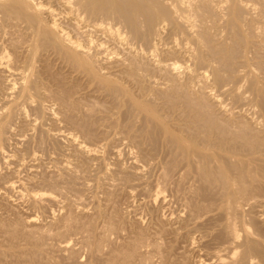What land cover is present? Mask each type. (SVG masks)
<instances>
[{"label": "rangeland", "instance_id": "1", "mask_svg": "<svg viewBox=\"0 0 264 264\" xmlns=\"http://www.w3.org/2000/svg\"><path fill=\"white\" fill-rule=\"evenodd\" d=\"M127 1H125L126 3L123 2L124 4L123 5L121 4V5L122 6L126 5L125 7H127V3H129ZM245 2L248 5H246ZM245 2L244 0L243 2H241L242 6H240L241 4H238L237 5L238 7L236 6L235 9L236 8H239V9H236L237 12H235L234 10L235 13H233L236 15L235 16L230 15L229 18H226L224 16L222 17L223 13L221 11L219 12L220 9H218L217 7L214 8L213 5H206V6L202 5L201 9L204 7L203 10L205 9V7L208 6L209 8L210 6L209 8L210 10L207 8H206L207 10H204V12L207 11L208 13L205 12V15L203 14L204 18L209 20V23L206 22L208 21L206 20L205 21L206 26H205L204 24L205 22H203L204 18L202 14H201L202 16L201 19L204 25H202L201 28H200L201 21L200 20L195 21L196 18L193 19V21H195L197 25H200L198 26L200 30L203 29L204 32H206L204 33V35L202 34V36H204V39L206 40H204L203 37L201 38L199 37L200 39L197 38L199 40L198 42L199 46H200V42H203V40L207 41V43L205 42L201 43V44H204L199 47L202 49V51L198 49L197 42L195 43L196 38L193 35L191 36H193L195 39L193 37L190 38L191 36L188 34L189 32L185 33L186 30L184 32V35L183 34L179 35L180 32L179 33L169 32L171 31L170 30L171 28L172 30H174L173 29L174 27L172 26H175L174 25L175 23L171 22L173 21L171 20L172 11L169 9V7L166 4L160 3L159 5L158 3L157 5L159 6L157 5L154 6V9L158 7L155 10H152L151 7H150V10L148 9L149 7L146 8L145 12H143L144 14L146 13L145 17L142 16L144 15L142 13H137V15L136 14L131 15L130 14L131 8L129 9L130 4H128V7H127V10H129L130 12H128L127 10H124L126 8L120 5L119 7L121 8L120 9L118 8V9L122 13V15L126 17V18H123L124 25H126V23L128 22L130 23H128L129 26L128 25L124 26L122 24L124 28L122 27V25H120L119 31H121V29H125V30H122V32L124 31L122 39L123 41H125L124 43H127L126 41L130 39L128 42L132 43L131 45L134 47L135 50L136 49L139 50V51L136 50L138 51L137 53L138 56L132 55V57L134 56L133 58L136 61H133L134 59L132 60V57L130 54L125 56L128 50L126 49V45H122V44L121 45L120 44L111 45V43H108L101 50L103 51L105 49L104 53L99 50L100 54L102 53L101 55L99 54V51L98 53L96 52L97 51L96 48H95L96 51L94 52V49H93L94 46H93L91 53H90V54H94V55H91L92 59L90 57L91 59L90 61L92 62L93 60L91 64L92 65L91 68L93 70H97V71L99 70L98 74H97V71H94L98 75L97 77L98 80L97 78H94L96 76L93 75L94 74L92 73L93 70H90L91 69L90 64L88 66L90 69L87 67L89 69L88 70L86 69L85 66L74 64V62L72 63V61L70 62V60L68 59L65 60V57L63 60V58L61 57L62 55L59 56V54H56L58 55L57 57L56 55H54L57 52L54 51L53 53L52 52L53 50H49L52 48L51 45H49V47L50 46L51 47L48 48L47 47L48 45H44L43 43V45L45 46L47 50L43 48V45H42L41 47L43 50L39 49L41 47H38L37 52H35L37 54H35L33 57V54L30 51L31 49H29L30 45L32 44L31 43L32 36H30L31 38H28L29 33L30 35L32 34H31V31L28 30L29 28L27 29L28 31H26V28H25L26 24L22 23V25H20L21 23L20 24L16 23L15 20L12 21L13 19L11 17L5 20L7 21L8 23L7 24L5 21L3 22V19H5V17L3 18L4 15L1 13L2 14V17H1V14H0V18H2V20L0 19V21H2L0 23V26L2 23H3L2 25H5V26L8 25L7 26L8 28L6 27L4 28V30L7 31V35L4 41L7 40L8 42L7 41L6 42L10 44V46L13 44V42L14 44L16 43L15 45H18V46L12 45L13 48L10 47L9 51L12 49L10 52L8 51L10 55H12L14 47H16L17 49V50L16 49L14 50L19 52L17 53L14 51L13 54L15 56V54L17 53L16 54L17 57L15 56V60H14V56L12 55L10 56L11 57L10 60L12 62L14 60L13 63H18V64L20 63L19 65L21 66L23 65L22 66L23 68L21 67V70L24 69L25 72L22 71L23 73L19 75V78H21L22 76L25 78L26 76L25 78L26 80L24 79L23 81H21L23 77L21 78V80L17 78V76L7 78L9 73H7L6 71L5 72L2 71L4 75L0 73V81H2L0 82V86H1L0 96L2 95L0 97L1 99L0 108H3V110L0 109V112H1L0 118L6 115L4 119H2L4 120L3 121L4 124L6 123L5 124L6 128H4L3 130L4 132L0 134V139H1L0 147H2L0 149V184H1L0 185V188H1L0 189V264H49V263L50 264H196V263L197 264H208L210 261H211L210 264L211 263L213 264L215 262H216L215 264H217L219 263L217 256L218 255L223 256L224 255L223 253L227 254L226 247H228V249L229 247L230 248L239 247L238 251H240L241 253L243 250L244 252L242 253H245V256H247V254L248 256L251 254L256 255V251L260 252L263 250L260 244L262 242L264 243V199H263L264 198V176H263L264 168L263 166L262 167L260 166L261 164L264 165V162L262 163L264 159L256 162L258 166H256V164L254 163H253L254 164L253 167H250L251 165L248 166L249 163H247V165H242L244 167L241 169H243L244 173L250 174L251 176L250 177L246 174V175H243V177L245 176L246 179L250 177L252 180L250 178L249 179L251 181L249 179H247L249 181L245 180V178L243 179L241 175L242 172L240 171L241 174L239 176L237 175L239 178L236 180V182L233 183L234 184L233 185V184L225 182L226 177L222 178V175L220 176V174H223V176H225L226 174L224 173L219 174V172L221 171L217 169L218 167L214 163L212 164L211 162V164H208V163L205 164L206 161L203 163L202 160L204 158H202V154L198 155L197 153H195L197 155L195 157L193 155L194 152L192 149L191 150L189 149L186 151V149L182 148L180 143H178L177 140L174 139L177 136L178 137L183 136L185 139L189 137L188 140H192L191 138H195L196 137L195 135L205 136L206 134L207 136L210 135V136L216 137V135L218 134L213 135L215 134V132L218 133L219 131L222 130L221 132H219L220 133L219 136H220L222 133L226 134L224 132L225 130L227 131V134L225 137H228L227 136L228 134H230L229 137H232L234 134L233 138L239 137L240 139V137L243 138V136L245 135L244 138L241 139L242 144L244 142L247 143V139H248V144L250 142L249 144L250 146L247 145L246 143L245 145L244 144L242 145L243 147L245 146V148H247V146L249 148L253 146L254 148V145L256 148L258 147L256 145H259L258 143H260L259 141H262L261 137H263L264 135V131H263L264 111L262 110L264 105L261 104V103H264V82H263L264 80H262L264 79V48H263L264 47L263 46L264 44V34H263L264 32V29H263L264 28V0H248V2L246 0ZM244 4L246 5V7L244 6ZM249 4L251 5V7L249 6ZM243 6L245 7V9H243L244 8ZM165 7L167 10V13H166ZM211 7H213L212 11H211ZM121 9H123V11H121ZM203 10H202V13H204ZM152 11H155V12H152ZM157 11H159V13ZM217 11L221 14H219ZM212 12H215V14L217 13L220 16L218 15L215 16V14ZM125 13H127V15H125ZM149 13H150V16H147V14L149 15ZM153 13L155 15L157 14V16H155ZM138 14L140 15L138 16ZM165 15H168V17L169 15H171L170 16L171 19L166 17ZM127 16L129 17L131 16V17L129 18ZM134 16H136L137 18L139 17V20H136L137 18L134 19ZM146 16L148 17L147 18L148 20L146 19ZM158 16L160 17V19ZM161 16L163 17L165 16V18L168 19L166 20L168 22H166L164 18H162ZM209 17L211 19H209ZM238 17L240 21L242 20L241 22L239 21ZM131 18H132V21L127 20V19L131 20ZM155 18H158L161 21L164 20L163 24L158 19H156V21L153 20ZM230 18H232V20ZM248 18L249 19L253 18V19L249 20ZM9 19H12V20H9ZM150 19L152 20L151 23L149 21ZM227 19L228 21L229 20L231 21L229 22L224 21ZM134 20H135L134 24L136 26L133 24ZM254 20H255V23L256 21L257 23L261 22V25H259L260 23L258 24L259 26H257V24L255 25V23L253 22ZM137 21L138 23H136ZM249 21L253 22L251 24L253 27L249 24L250 23ZM13 22H15V24L17 25H13ZM65 22H66L65 24H67V21ZM169 22L172 26L169 24ZM158 23H160V25H158ZM245 23L246 25L248 23L250 28L248 26L244 28V26H246ZM130 24L132 25L131 27H130ZM152 24L153 25L155 24V26L151 30V27H153ZM164 24H165L164 30L161 33L162 38L160 37L161 41H155V40L152 41L155 38V35L153 34L154 35L153 36L154 38H153L151 34L156 32L159 29V27L161 25L163 26ZM253 24L257 26L256 31L248 32V31L254 30ZM24 25L25 27H23ZM133 25L135 29L132 28ZM137 26L138 28L140 27L141 28L136 29ZM167 26H170V27H168L167 29ZM220 26L226 29L221 28ZM13 27H16L17 29L15 28L14 30ZM205 28L208 30V32L206 31ZM216 28L217 30H214ZM209 29H211L210 30L211 32L209 31ZM248 29H251V30H248ZM16 30H18L17 33H14L16 32ZM129 30H131L132 32L131 31L129 32ZM133 30L134 32L136 30V32L138 33L136 32L134 33ZM0 31L2 30L0 29ZM125 31L129 32V34L127 32V35L129 37L133 35L132 36L133 38L131 37L127 39L128 36L126 37ZM222 31H225V32H222ZM9 32H11L12 34L11 37L13 36L12 40H10L11 37L7 39L8 36H10ZM12 32L15 35H13ZM19 32L21 33L20 36L22 38L18 37V35L20 34ZM201 32L203 33V31ZM24 33L28 35L27 36L25 35V37L23 38ZM173 33L175 36H173ZM258 33L263 36L259 35ZM2 34L3 32H0V37H2L1 36ZM136 34L138 35V38ZM185 34L188 35L187 38H190L191 41L185 38L187 36V35L185 36ZM206 34H208L207 35L208 37L210 36L209 39L208 37L205 38ZM178 35L181 36V38L178 37ZM78 36H75L77 40H79L80 42L86 43L84 40L86 39L85 37H82L81 35H78ZM150 36L152 38L151 41H150ZM258 36H260V38ZM15 37L18 38L19 40H17ZM27 38H28V41H27ZM94 38H95L94 41L96 44L100 42V39L101 41L103 39L101 37L100 38L98 37L99 39L97 37H94ZM29 39H31V41ZM23 40H25V42L27 43H25ZM261 40L263 41L261 42ZM22 41L25 43L24 46H23ZM134 41H135V45H134ZM9 42H11L12 44ZM170 42H175V43H172L173 44L172 46ZM17 43H20V44H17ZM26 44H29V46ZM161 44H163V47H161L162 46ZM20 45H22L23 47L20 48L21 47ZM154 45L156 46L153 48ZM25 46L27 47L25 48ZM157 47L159 48L158 50H155L156 51L155 52L153 49H157ZM185 47L193 48V49L191 48V50L187 48L188 53L191 52L190 55L192 54L190 58H187L188 53L185 54V52L187 51L185 50L186 49ZM212 47L213 49H210ZM139 48L143 50L145 53L143 51H140ZM149 48H151L153 52ZM169 48H170V52L173 51L172 53L167 51V49L169 50ZM24 49H26V51L27 50L29 51L26 52ZM106 49H108V51L111 52L112 54L109 53ZM39 50H40V53H39ZM22 52L23 54H21ZM165 52H168V54L167 53L165 54ZM192 52L196 55L193 56L194 54ZM151 53L154 54L155 57L152 56ZM173 53L175 56H173ZM42 54H45V56L43 55L42 57ZM104 54L105 55L107 54V56H104V60H103ZM109 54H110V57H109ZM202 54L206 58L205 57L203 58ZM27 55H30V57L28 56V58L27 57L25 58V56ZM49 55L51 56L49 57ZM171 55L173 56L174 60L171 57ZM161 57H164V58L161 59ZM17 58H19L18 59L19 62L16 61ZM93 58L96 59L97 61H95ZM130 58L133 64L131 63ZM191 58L193 59V61L196 59L193 65L195 70H198L199 66H200L201 71H203L202 68H204L205 73L200 72V71H196V72L204 73L205 77L208 75L206 78L205 77L202 78V75H201L200 78L194 80L191 77V73L189 72L193 71L194 73V70L192 68L193 61ZM28 59H31V60L33 59V61L29 60L33 63V66L30 64L31 62L29 63ZM42 59L45 62H42ZM55 59L56 60L58 59V60L56 61ZM160 59L161 60L164 59L165 61H161ZM167 59L169 60V62L167 61ZM204 59L205 60L207 59V60L204 61ZM46 60L47 61L49 60V61L47 62ZM116 60H118L119 62L117 61L118 63H116ZM123 60H124V63L126 62L129 63V66L130 64L132 66L133 65L137 66V67L133 66L134 69L135 68L137 69H135L133 72V70H131L133 69L132 67L127 66L128 68L127 69L124 66L125 64L121 66L123 64V62L121 61ZM148 60H149V63H148ZM211 60H212L211 63L213 64L209 63ZM60 61L62 63H59ZM98 61L101 65L98 63ZM108 61L110 62V64ZM157 61L158 62L161 61L163 63L166 62L167 64L168 63L174 64V62L176 61L175 62V64L177 65L176 70L178 72L171 71V73H169L168 71L170 70H167V69L161 70L159 67H157L158 66ZM196 61L199 63L201 62L202 65L207 64L206 62L209 61L208 63L210 66L215 65L214 70H212L213 69L212 66L210 67L207 64L208 67L205 65L204 67L202 65H198ZM25 62L26 63L28 62V63L25 64ZM134 62L137 65L134 64ZM70 63L72 64L70 65ZM117 64H120V67H117L119 66ZM27 65L29 67H26ZM30 65L34 69L32 72L30 71L32 70L30 68ZM63 65H67V66L65 67ZM78 65L80 66V68L83 67L85 70L82 69L80 71V69H77ZM95 66H97V68ZM143 66L144 68H142ZM189 67H191L192 70L191 68L189 69ZM27 68L29 69L27 70L28 72L26 73ZM185 68H188V69L186 70ZM209 68L211 70H209ZM72 69L74 70V72ZM83 70L84 71L87 70L88 74L87 72H82ZM100 70L102 73L100 72ZM125 70L130 72V75L131 73L134 75L135 71L137 70L140 76L137 74L136 75L138 77L133 76L137 80L134 79L133 77L130 78L128 76L129 73L128 72L126 73ZM142 71L144 74L142 73ZM218 71H220V74L218 73L219 75L217 74ZM29 72H31L30 73L31 76H29L28 74ZM209 72L211 73L209 74ZM167 74H169L171 77L173 76L174 79L175 77H177L176 75H180V76H178L176 78L175 83H173L174 81V79H172L173 77L169 78ZM213 74H216L218 76L217 81H221V82H215V81L213 82L214 79H211V77L212 78L214 77ZM32 75H33V79H32ZM141 75H144V76H141ZM186 76L189 80L191 77L190 82L187 79H185L187 81H184V78H186ZM219 76L221 77L219 78ZM141 77H143L142 78L143 85L141 84L139 85V83L141 82L140 80ZM155 77H157L158 79ZM4 78L6 80H4ZM8 79L10 81L12 80V83L16 84L14 89H9ZM15 79H16V82H15ZM18 79H19V82L21 81L20 83L17 82ZM93 79H95L94 82H91L93 81ZM149 79H152V82ZM166 79L167 80L169 79L167 83H166L167 81ZM170 79H172L173 81L172 80L170 81ZM178 79L180 82L178 81ZM101 80L102 82H106V83L101 84L100 82ZM160 80L164 82L162 83ZM25 81L26 83L27 81L29 82L27 83V86L26 84H24ZM33 81H37V83H39L37 86L41 88L39 89L37 86H35L37 83ZM193 81H194V84H195V81L198 83L194 85ZM22 82H23V85L26 86L27 88L29 87V84L31 82L30 86L34 85L32 86L33 89L32 87H29L31 90L29 88L28 90L29 92H32L33 94L35 93L34 95L37 97L35 96L33 97L32 93H27L28 95L30 94L32 95L27 96L26 94V97H29V98H25L24 97L25 94L23 95L22 91L20 92V90H22L21 88H23V86L21 85ZM202 82L206 83L204 84L205 86L203 85ZM152 83H153V86H152ZM161 83L165 85L163 86ZM179 83L180 84L184 83L185 86H188V89L185 88L184 85L183 87L182 85H179L180 89L176 88V85H178ZM212 83L214 85L218 84L215 89ZM49 84L51 86H49ZM109 84L111 86H109ZM168 84L170 86L173 85L174 87L171 88L170 86H168ZM206 85H208L209 87H207ZM6 86L7 88H5ZM139 86L141 87L140 90L138 88ZM155 86H158V87H155ZM202 86L205 88L203 89ZM17 87L18 88L21 87L20 89H18L19 91L17 90ZM223 87L224 89H222ZM34 88L36 91L34 90ZM153 88L156 90L160 89V91L162 89L164 90H162V92H160L159 90H158L159 92L158 91L156 92L155 90L156 92L155 93ZM181 88L183 89L185 88V89L183 90ZM199 88L200 89L202 88V91H200ZM206 88L208 89L206 90ZM212 88L214 90H212ZM229 88L231 89L230 90L231 95L228 94ZM5 89L6 90L8 89V90L5 91ZM37 89L41 91L39 92ZM218 89L219 90L222 89V91H219ZM253 89L255 92H252ZM173 90H175L174 91L175 93H173ZM209 91L212 93H210ZM215 91H217V94ZM233 91H235L236 93L235 92L232 93ZM8 92L12 94L10 95ZM19 92L20 94H22L21 96ZM37 92L39 94L43 93L44 95L42 94L41 96ZM59 92L62 94V96L61 94H59ZM147 92L150 95H148ZM205 92L208 94H206ZM219 92H221L223 95L221 93L220 95H218ZM256 92L258 93V95L256 94ZM215 94L217 97L214 96ZM8 95L11 97L8 98ZM17 95H19L20 97H18ZM209 95L211 98L208 97ZM253 95L256 96V98L258 99H256ZM16 96L19 99L22 96L23 97L20 100L17 99L18 100L17 101ZM259 96L263 100H261ZM5 97L8 99L7 102L10 103L9 105L6 104L7 102H6ZM25 99H27L26 102L24 101ZM176 99H179V100H176ZM13 100H15V102H13ZM259 100H261V102H259ZM20 101H21V104H20ZM62 101L65 105L60 103ZM215 101L216 103H219L221 107H219L220 106L219 104H215ZM136 102L140 103L142 107H145V108L148 107V109L152 107L151 108L153 110L152 112L155 111L157 113L159 111L158 112L159 115L156 114L157 118H160L161 122L165 124L166 126L169 125L171 127V124H172L173 128L172 127L170 128L168 126V129H170L171 133L172 131L173 133L174 132L175 133L171 135V133L166 134L165 130L161 131L160 130L161 128L158 126L157 122L153 120L150 116L148 117L149 114L146 115L145 110L143 112L142 108L140 109L137 105H135L134 103ZM168 102L170 105L168 104ZM258 102L261 104L262 109L260 108V106H258L260 105ZM13 103L14 105L11 106ZM146 103L149 105H147ZM29 104L30 106H28ZM20 105L23 110H21ZM8 106H9V109H8ZM153 106L156 110L153 109ZM5 107H7V109ZM12 107L15 110H13ZM72 107L73 108L75 107V108L72 109ZM219 108H222V109H219ZM11 109L14 111V114L12 111H11L12 113L10 112ZM133 109H137V111L136 110L134 111ZM170 110H171V113H169ZM184 110L186 111V114L184 113L185 112ZM226 110L228 111L230 110L229 111L230 113H228ZM15 111L18 112V115H16L17 113ZM23 112L24 113L26 112V113L24 114ZM189 112H191V114H189ZM260 112H261V116L259 115ZM7 113L9 117L11 115L12 116L9 118L7 116ZM197 113L201 115L202 117L199 116ZM142 114L146 115V117L141 116ZM175 114H177V116H175ZM228 114H230L231 118L230 116H228ZM163 115L164 116L170 115V116L169 118L164 117L166 120L165 121L163 120L164 119ZM198 116L201 117V119ZM237 116L239 118H236ZM6 117H8V119H6ZM176 117L180 118V120L178 119V122L176 121L177 120ZM182 118H183V121L184 119L185 121L187 120L186 122L188 123V126H185L187 125L185 121L184 122L181 121ZM13 119L14 121L15 120L16 121L14 122ZM169 119L170 120L172 119L171 120L172 122ZM191 119L192 121L196 123V125L192 123ZM194 119H197V120H194ZM204 119L206 120V122ZM221 119L222 121H220ZM231 119L235 120L234 122L236 123L237 130L234 127L235 123ZM5 120L7 122H5ZM145 120H149V121H145ZM150 120L151 121L153 120V121L151 122ZM203 120H204V123H203ZM154 122L156 123L157 126L154 124ZM231 122L233 123L232 125H230ZM0 123H1V119H0ZM205 123L206 124L208 123V124L205 125ZM243 123L244 125H242ZM189 124L191 126L195 125L193 126L194 128L189 126ZM223 124L226 128L222 126ZM255 124L257 127L255 126ZM41 125H43V127ZM230 126L231 127L233 126L234 128L233 127L231 128ZM240 126H243V127H240ZM40 127H42L44 131ZM195 127L197 129H195ZM202 127L205 128L203 133H201L203 129ZM190 128H192V130ZM198 128H201V130H199ZM188 129L190 132L196 131L195 133H198L199 135L195 134L194 135L195 137H193V133H189ZM210 129H213V130L211 131ZM205 130H207V132H205ZM259 130L261 131V134ZM183 131H186V133L188 132L189 136L188 134L186 135V133H184ZM229 131L232 132V134ZM178 132H180L181 135H178L179 134ZM235 132H237L239 136L236 135L237 137H235V134H237ZM257 132L260 135L257 134ZM252 133L253 134L256 133V134L253 135ZM190 134H192L191 135L192 137L190 136ZM224 134H222L221 136L224 137ZM256 135L257 136L259 135L258 137L260 138L257 139L258 137ZM4 136L6 137L4 138ZM59 136L61 137L59 138ZM51 138L53 140H51ZM218 138L222 139V137H218ZM2 139L4 140V142ZM262 143H264V141ZM262 143H260V145H262L263 147L259 145L258 150L257 149L252 150V148L251 149L247 148L250 153L248 152V150L242 147V153L244 152V150H246L245 152L249 154V155L245 154L246 156L243 154V156H245V158L247 156L251 158V156L255 154V153L252 154L254 150H256L254 152H257V151L260 152V149L264 148V145ZM83 144L85 145V147L88 146L87 148L89 150H94V151H86V150L84 151L78 147V145H83ZM176 147L178 148V150ZM185 152L187 153L185 154ZM256 154L254 156H256ZM194 159H195V162H194ZM191 163L194 167L191 166ZM201 163L203 165V168L201 166ZM205 165H207V167ZM242 166L237 167L236 170L234 169L235 166L234 168H230V169H233L236 172V174H239L237 172ZM254 166L259 167V168H256V167L254 168ZM199 167L201 168L199 169ZM245 167L246 168L250 167V170L246 169ZM213 168H216V169H213ZM252 168L255 169V172ZM209 169L210 171H208ZM214 170H216V172ZM247 170H249L251 173H249ZM231 171L229 170V175ZM202 172L203 173L205 172V173L203 174ZM235 172L232 171V173L234 174ZM253 172L255 173V175ZM198 173L200 176L198 175ZM206 173L208 174V176ZM217 175L219 176L217 177ZM255 176H259L258 177L259 180L257 177L255 178ZM31 178H33L34 180ZM240 178L243 180L242 183H241ZM256 179L258 182L256 181ZM260 180H263V181L259 182ZM2 183H6V184H2ZM9 183H12V184L14 183V186L12 188H9L8 186ZM212 183H214V185H217V186L219 184V186L218 187L214 186ZM223 184L225 185V187H223ZM246 185L248 187L250 185V187L248 188ZM6 188H9V189H6ZM225 189H228V190H225ZM243 190L246 192H244ZM228 191L230 193H228ZM232 193L234 194V197ZM230 194L232 195V197ZM232 198H234V200ZM250 198H252V200ZM233 208L235 209L233 210ZM237 211H239V213ZM254 212L256 215L254 214ZM232 213H233V216H232ZM231 223L233 224L232 226H231ZM244 226L246 227L244 228ZM228 227L229 228L232 227V228L229 229ZM235 234H237L238 236ZM245 234L247 235L249 234L248 235L249 237L248 236L245 237L246 236ZM207 235H210V236H207ZM232 235L233 237H231ZM225 236H227V238ZM235 236H237V240L239 239L238 242L237 240L236 241L233 240ZM251 236L252 238L250 239ZM245 239H247L248 242H251L249 246L245 245V242H246ZM95 241L98 244H96ZM70 245L72 248L70 247ZM62 246H63V249L61 250ZM219 248H221V250ZM99 249H100V252H98ZM253 249H256V250L254 251ZM247 251L249 253H247ZM251 251H254V252L251 253ZM261 254L263 255V253ZM71 255H73V257ZM208 256L209 258H207ZM214 256H216V258ZM51 259L53 262L51 261ZM204 261L205 263H201Z\"/></svg>", "mask_w": 264, "mask_h": 264}, {"label": "bare ground", "instance_id": "2", "mask_svg": "<svg viewBox=\"0 0 264 264\" xmlns=\"http://www.w3.org/2000/svg\"><path fill=\"white\" fill-rule=\"evenodd\" d=\"M125 1H127V0H0V14L2 13L4 16H3V18L5 17V19H3V22L7 19V18H12V19H9V20H12V21H16V23H21L20 25H22V23H25L26 24V27H25V25L23 26V27H25L26 28V31H28V30H30L31 31V34L32 35H30V33H29V37L28 38H31L30 36H32V41H31V39H29L30 41H31V45H30V48L29 49H31L30 51L32 52V54H33V57H34V55L35 54H37V53H35V52H37V50H38V47H41L42 45H43V43H44V45H48L47 47L48 48H50L51 46H52V48L51 49H49V50H53L52 52L54 53V51L55 52H57V53H55L54 55H56V54H59V56L60 55H62L61 57L63 58V60H64V57H65V60H70V62L72 61V63L74 62V64H79V65H81V66H85L86 67V69H88L89 67V64H90V68H91V64H92V62H93V60H92V62L90 61L91 59H92V56L91 55H94V54H90L91 53V50H92V47H93V49H94V52L96 51L97 53H98V51L100 50H102V48L105 46V45H107L108 43H111V45L112 44H122V45H126V49L128 50V52H127V54L125 55V56H127L128 54H130L131 55V57H132V55H136V56H138L137 55V53H138V49H136V50H138V51H136L135 49H134V47L131 45L132 43H130V42H128V41H126L127 43H124L125 41H123V39H122V36H123V32H122V30H125V29H121V31H119V29H120V25H124V20H123V18H126V17H124L123 15H122V13L120 12V8L121 7H119L121 4L123 5L124 3L123 2H125ZM246 0H244V2H245ZM127 2H129V3H127V7H128V4H130V7H129V9L131 8V15L133 14H136L137 15V13H142V14H144L143 12H145V9L146 8H148L149 10H150V7H151V9L152 10H155V9H157V8H155L154 9V6L155 5H157L158 3H159V5H160V3L161 4H166L168 7H169V9L172 11H169V12H171L172 13V16L171 15H169V17H168V15H165L166 17H168V18H170V16L172 17V19L171 20H173V21H171L170 19V21L172 22V23H175L174 25L175 26H172L171 24H170V22H169V24L172 26V27H174L173 29L174 30H172V28L170 29L171 31H169V32H174V33H176V32H180L179 33V35L180 34H183L184 35V32H185V30H186V32L185 33H187V32H189L188 34L191 36V35H193V36H191L190 38H194L196 41H195V43L197 42V45H198V42H199V40L197 39V38H201V37H203V39H204V36H202V34L204 35V33H206V32H204V30L202 29V30H200V28L202 27V25H204L205 24V26H206V22H208L209 23V20L208 19H205L204 18V15H205V12L206 13H208L207 11H205L204 12V10H207V9H209L210 8V6H209V8H208V6L207 7H205V9L203 10V8L201 9V7H202V5H204V6H206V5H213L214 6V8H218V9H220L219 10V12L221 11L223 14H222V17L224 16V17H226V18H229L230 17V15L231 16H235L236 14H233V13H235V12H237L236 11V9H239V8H236L235 9V7L238 5V4H241V2H243V0H128ZM247 2H248V0H247ZM126 3V2H125ZM202 3H204V4H202ZM245 4L246 5H248L246 2H245ZM244 4V6L246 7V5ZM121 5V6H122ZM159 5H157V6H159ZM165 5V6H166ZM126 5H124V6H122V7H125ZM240 6H242V4L240 5ZM243 6V7H244ZM249 6L251 7V5L249 4ZM127 7H125L126 9H124V10H127ZM163 7H164V5H163ZM238 7V6H237ZM245 7L243 8V9H245ZM119 8V9H118ZM160 8V7H159ZM207 8V9H206ZM123 9H121V11H123ZM168 9V10H169ZM212 9H213V7H211V11H212ZM165 10H166V7H165ZM202 10H203V12L204 13H202ZM210 10V9H209ZM234 10H235V12H234ZM128 12H130L129 10H127ZM126 11V12H127ZM148 11V10H147ZM160 11V10H159ZM159 11H157L158 13H159ZM214 11V10H213ZM249 11H250V9H249ZM125 12V11H124ZM149 12V11H148ZM152 12H155V11H152ZM210 12V11H209ZM218 12V11H217ZM218 12V13H219ZM252 12V11H251ZM161 13V12H160ZM166 13H167V10H166ZM165 13V14H166ZM212 13H214L215 14V12H212ZM250 13V12H249ZM253 13V12H252ZM2 14H1V17H2ZM130 14H128V15H130ZM154 14V13H153ZM170 14V13H169ZM201 14L203 15V22H205L206 20H208V21H206L204 24H203V22H202V19H201ZM219 14H221V13H219ZM254 14V13H253ZM125 15H127V13H125ZM140 14H138V16H139ZM145 15H146V13L144 14V15H142V16H144L145 17ZM155 15V14H154ZM162 15V14H161ZM216 15H218L217 13L215 14V16ZM239 15V14H238ZM141 16V17H142ZM147 16H150V13H149V15L147 14ZM146 16V19L148 18ZM155 16H157V14L155 15ZM165 16L163 17V16H161L162 18H164V20L166 21V20H168V19H166L165 18ZM207 16V15H206ZM218 16H220V15H218ZM251 16V15H250ZM253 16V15H252ZM127 17H129V16H127ZM131 17V16H130ZM129 17V18H130ZM152 17V16H151ZM159 17V16H158ZM135 18H137L136 16H134V19ZM150 18V17H149ZM153 18V17H152ZM151 18V19H152ZM196 18V20L195 21H197V20H200L201 21V26L200 25H197L196 24V22L195 21H193V19H195ZM198 18V19H197ZM200 18V19H199ZM208 18V17H207ZM219 18H221V17H219ZM218 18V19H219ZM233 18V17H232ZM232 18H230L231 20H232ZM237 18V17H236ZM247 18V17H246ZM1 20H2V18H0ZM146 19H145V21H146ZM149 20L150 21V23H151V21L152 20ZM156 19H158V18H155V19H153V20H155L156 21ZM159 19H160V17H159ZM158 19V20H159ZM209 19H211L210 17H209ZM225 19V18H224ZM238 19H239V17H238ZM249 19V18H248ZM253 18H250L249 20H252ZM128 21H132V18H131V20L130 19H127ZM136 20H139V17L136 19ZM148 20V19H147ZM157 20V21H158ZM163 20V21H164ZM231 20H229V21H231ZM65 21H67V24H65L66 22ZM159 21H161V20H159ZM163 21H161L162 22V24H163ZM224 21H228V19L227 20H224ZM223 21V22H224ZM228 21V22H229ZM239 21H240V19H239ZM242 21V20H241ZM240 21V22H241ZM245 21V20H244ZM248 21V20H247ZM2 21H0V23H1ZM6 23H7V21H5ZM11 22V21H10ZM154 22V21H153ZM166 22H168V21H166ZM199 22V21H198ZM220 22V21H219ZM250 22V21H249ZM254 23H255V20L253 21ZM253 22H250L249 24L251 25ZM5 23V24H6ZM128 23H130V22H128ZM128 23H126V25H124V26H127L128 25ZM135 23V20H134V22H133V24ZM136 23H138V21L136 22ZM155 23V22H154ZM260 23V24H259ZM3 24V23H2ZM1 24V26H0V29L2 30V31H0V32H3V34L1 35L2 37H0V73H2V71H6L7 73H9L8 74V77L7 78H9V77H13V76H17V78H19V75H21V73H23L22 71H24V69H22L21 70V67L23 66H21V65H19L18 63H13L14 62V60H15V56H16V54L17 53H19L18 51H16L17 49H16V47H14V49H16V50H14L13 49V52H12V55L14 56V51L15 52H17L16 54H15V56H14V60H13V62L10 60V56H12V55H10L9 53H8V51H9V49H10V47H12V45H15L14 44V42H13V44L11 43V42H9V43H11L12 45L10 46V44H8L7 42V40H5L4 41V39H5V37H6V35H7V31H5L4 30V28L6 27V28H8L7 26H5V25H2ZM8 24V23H7ZM12 24V23H11ZM18 24V25H19ZM222 24V23H221ZM249 24L247 23V25H246V23H245V25L246 26H244V28L245 27H249ZM257 24V26H259V25H261V22H258L257 23V21H256V23H255V25ZM259 24V25H258ZM13 25H17V24H15V22H13ZM67 25V26H66ZM122 25V27L124 28V26ZM135 25V24H134ZM134 25H133V27L132 28H134ZM139 25V24H138ZM153 25V24H152ZM158 25H160V23H158ZM158 25H156V26H158ZM234 25V24H233ZM241 25H242V23H241ZM254 25V24H253ZM254 25V30L253 31H248V32H255L256 31V27L257 26H255ZM129 26V25H128ZM132 25L130 24V27H131ZM136 26V25H135ZM140 26V25H139ZM147 26V25H146ZM154 26H155V24L153 25V27H151V30H152V28H154ZM164 26H165V24L162 26H160L159 27V29H158V27H157V31L156 32H154V33H152V32H150V33H152L151 35H152V37L155 35V38L152 40V41H161L160 40V37H161V33L163 32V30H164ZM198 26H200V28L198 27ZM205 26H203V27H205ZM208 26V25H207ZM236 26V25H235ZM252 26V25H251ZM12 27V26H11ZM168 27H170V26H167V29H168ZM176 27V28H175ZM211 27V26H210ZM221 27V26H220ZM243 27V26H242ZM253 27V26H252ZM252 27H251V29H252ZM14 28V30H15V28L16 27H13ZM12 28V29H13ZM29 28V29H28ZM127 28H129V27H127ZM141 28V27H140ZM140 28H138V26H137V28L136 29H140ZM214 28V27H213ZM221 28H224V27H221ZM236 28V27H235ZM250 28V27H249ZM11 29V28H10ZM17 29V28H16ZM28 29V30H27ZM135 29V28H134ZM206 29V28H205ZM224 29H226V28H224ZM251 29H248V30H251ZM258 29V28H257ZM260 29V28H259ZM264 29V28H263ZM9 30V29H8ZM14 30H12V31H14ZM19 30V29H18ZM18 30H16V32H14V33H17V31ZM23 30V29H22ZM21 30V31H22ZM132 30V29H131ZM131 30H129V32L131 31ZM155 30V29H154ZM211 29H209V31H210ZM214 30H217V28L216 29H214ZM240 30V29H239ZM10 31V30H9ZM20 31V30H19ZM25 31V32H26ZM138 31V30H137ZM141 31V30H140ZM201 31H203V33L201 32ZM206 31L208 32V30L206 29ZM243 31V30H242ZM247 31V30H246ZM262 31V30H261ZM260 31V32H261ZM77 32V33H76ZM122 32V33H121ZM126 32V31H125ZM128 32V31H127ZM127 32H126V37L128 36L127 35ZM129 32H128V34H129ZM132 32V31H131ZM133 32H134V30H133ZM135 32H136V30H135ZM134 32V33H135ZM211 32V31H210ZM215 32V31H214ZM222 32H225V31H222ZM263 32V31H262ZM10 34V36H8V38L7 39H9V37H11V32H9ZM13 33V32H12ZM13 33V35H15ZM20 33V32H19ZM75 33V34H74ZM136 33H138V32H136ZM156 33V34H155ZM166 33V32H165ZM174 33H173V36H175L174 35ZM257 33V32H256ZM23 34V33H22ZM131 34V33H130ZM154 34V35H153ZM254 34V33H253ZM259 34V33H258ZM263 34H264V32H263ZM21 33L18 35V37L20 38L21 36ZM25 33H24V36H23V38L25 37ZM28 35V34H27ZM26 35V36H27ZM78 36V35H81L82 37H85L86 39H84L85 40V42L86 43H84V42H80L79 40H77V38L75 37V36ZM93 35V36H92ZM137 35V34H136ZM168 35V34H167ZM178 35V37H180L181 38V36H179ZM187 34H185V36H186ZM208 34H206L205 36V38H207L208 36H207ZM211 35V34H210ZM257 35V34H256ZM259 35H261V34H259ZM133 35H131V37H132ZM169 36V35H168ZM172 36V37H173ZM177 36V35H176ZM184 36V37H185ZM261 36H263V35H261ZM13 37V36H12ZM12 37H11V39L10 40H12ZM16 37H17V35H16ZM15 37V38H16ZM94 37H101V38H103L102 39V41H101V39H100V42H98V41H96V42H98L97 44L95 43V41H94ZM131 37H127V39L128 38H131ZM139 37H141V36H139ZM171 37V38H172ZM188 37V35L185 37V38H187ZM210 37V36H209ZM209 37H208V39H209ZM212 37H214V36H212ZM217 37V36H216ZM259 38H260V36H258ZM22 38V37H21ZM28 38H27V41H28ZM78 38H79V36H78ZM98 38V39H99ZM104 38H105V40H104ZM133 38V37H132ZM135 38V37H134ZM137 38H138V35H137ZM162 38V37H161ZM165 38V37H164ZM182 38H183V36H182ZM190 38H187V39H189L190 41H191V39ZM199 38V39H200ZM256 38H257V36H256ZM263 38V37H262ZM17 40H19L18 38H16ZM26 39V38H25ZM81 39V38H80ZM151 36H150V41H151ZM167 39H168V37H167ZM255 39V38H254ZM16 40V41H17ZM21 40V39H20ZM83 40V41H84ZM97 40V39H96ZM104 40V41H103ZM126 40V39H125ZM140 40V39H139ZM143 40V39H142ZM149 40V39H148ZM173 40H175V39H173ZM198 40V41H197ZM204 40H206V39H204ZM203 40V42H205V43H207V41H204ZM258 40V39H257ZM7 41V42H6ZM14 41H15V39H14ZM24 42H25V40H23ZM22 41V43H23V46H24V44L25 43H27V42H23ZM131 41H133V40H131ZM149 41V42H150ZM163 41V40H162ZM193 41V40H192ZM263 40H261V42H262ZM18 42H20V41H18ZM46 42H47V44H46ZM203 42H200V46L201 45H204V44H201V43H203ZM214 42V41H213ZM212 42V43H213ZM256 42V41H255ZM29 43V42H28ZM142 43V42H141ZM161 43V42H160ZM166 43V42H165ZM171 44L172 43H175V42H170ZM192 43H194V42H192ZM211 43V42H210ZM257 43V42H256ZM17 44H20V43H17ZM156 44V43H155ZM159 44V43H158ZM169 44V43H168ZM170 44V45H171ZM258 44H259V42H258ZM263 44V43H262ZM26 45H28L29 46V44H26ZM43 45V48H45V46ZM49 45H51L50 47H49ZM134 45H135V41H134ZM137 45V44H136ZM151 45H152V43H151ZM162 46L161 47H163V44H161ZM15 46H18V45H15ZM21 46V47H20ZM19 47L20 48H22L23 46L22 45H20ZM110 46V45H109ZM108 46V47H109ZM149 46V45H148ZM156 45H154L153 46V48L155 47ZM167 46V45H166ZM169 46V45H168ZM172 46H173V44H172ZM175 46H177V45H175ZM199 45H198V49L200 50V51H202V49L201 48H199L200 47ZM256 46V45H255ZM254 46V47H255ZM260 46V45H259ZM262 46V45H261ZM263 46H264V44H263ZM262 46V47H263ZM18 47V48H19ZM27 46H25V48H26ZM116 47V46H115ZM152 47V46H151ZM196 47V46H195ZM194 47V48H195ZM207 47V46H206ZM205 47V48H206ZM210 47V46H209ZM216 47V46H215ZM13 48V47H12ZM95 48H96V50H95ZM136 48H137V46H136ZM158 48L159 47H157V49H153L154 51L155 50H158ZM172 48V47H171ZM174 48V47H173ZM186 48V47H185ZM188 49H190L191 50V48L192 47H187ZM185 49V50H187L186 52H185V54H187L188 53V49ZM208 48V47H207ZM258 48V47H257ZM264 48V47H263ZM262 48V49H263ZM28 49V48H27ZM39 49H41V50H43L42 49V47L41 48H39ZM46 49V48H45ZM44 49V50H45ZM122 49V48H121ZM140 49V48H139ZM149 49H151V48H149ZM161 49V48H160ZM176 49V48H175ZM193 49V48H192ZM196 49V48H195ZM194 49V50H195ZM204 49V48H203ZM210 49H213V47L212 48H210ZM12 50V49H11ZM10 50V51H11ZM25 51H26V49H24ZM47 50V49H46ZM105 50V49H104ZM104 50L103 51H101V52H103L104 53ZM107 51H108V49H106ZM119 50V49H118ZM172 50V49H171ZM180 50V49H179ZM215 50V49H214ZM261 50V49H260ZM9 51V52H10ZM21 51V50H20ZM24 51V52H25ZM29 50H27L26 52H28ZM100 51H99V54H100ZM115 51V50H114ZM140 51H143V50H141L140 49ZM146 51V50H145ZM151 51H152V49H151ZM167 51H169L170 52V48H169V50L167 49ZM175 51V50H174ZM178 51V50H177ZM208 51H209V49H208ZM216 51V50H215ZM42 52V51H41ZM46 52V51H45ZM51 52V53H52ZM106 52V51H105ZM109 52V51H108ZM107 52V53H108ZM144 52V51H143ZM150 52V51H149ZM153 52V51H152ZM156 52V51H155ZM163 52H164V50H163ZM173 52V51H172ZM172 52H170V53H172ZM183 52H184V50H183ZM190 52V51H189ZM194 52V51H193ZM192 52V53H193ZM212 52H213V50H212ZM39 53H40V50H39ZM49 53H50V51H49ZM52 53V54H53ZM109 53H111V52H109ZM115 53V52H114ZM113 53V54H114ZM125 53V52H124ZM141 53V52H140ZM145 53V52H144ZM160 53H161V51H160ZM168 54V52H165V54ZM178 53V52H177ZM176 53V54H177ZM191 53V52H190ZM190 53H188V57L187 58H190V56L192 55H190ZM203 53V52H202ZM21 54H23V52L21 53ZM20 54V55H21ZM31 54V53H30ZM96 54V53H95ZM102 54V53H101ZM100 54V55H101ZM112 54V53H111ZM117 54V53H116ZM152 54V53H151ZM194 54V53H193ZM25 55V54H24ZM24 55H23V57H24ZM43 55L45 56V54H42V57H43ZM53 55V56H54ZM90 55V56H89ZM97 55V54H96ZM164 55V54H163ZM183 55H184V53H183ZM196 54H194L193 56H195ZM28 56L30 57V55H27V56H25V58L27 57L28 58ZM51 55H49V57H50ZM52 56V57H53ZM57 57H58V55H56ZM99 56V55H98ZM104 56H107V54L105 55H103V60H104ZM139 56H141V55H139ZM143 56V55H142ZM145 56V55H144ZM152 56H154L155 57V55L154 54H152ZM167 56V55H166ZM169 56V55H168ZM173 56H175L174 55V53H173ZM173 56L171 55V57L173 58ZM193 56H192V58H193ZM202 56H203V54H202ZM17 57V56H16ZM22 57V58H23ZM48 57V58H49ZM90 57H91V59H90ZM102 57V56H101ZM109 57H110V54H109ZM118 57V56H117ZM130 57V56H129ZM134 57V56H133ZM132 57V60L134 59ZM170 57V56H169ZM183 57V56H182ZM205 56H203V58H204ZM22 58H21V60H22ZM39 58V57H38ZM37 58V59H38ZM100 58V57H99ZM115 58V57H114ZM119 58V57H118ZM162 58H164V57H161V59ZM171 58V59H172ZM191 58V59H192ZM206 58V57H205ZM18 59L19 58H17V60L16 61H18ZM24 59V58H23ZM34 59V58H33ZM33 59L31 60V59H28V61L29 60H31V61H33ZM41 59V58H40ZM47 59V58H46ZM59 59V58H58ZM57 59V60H58ZM94 59V58H93ZM111 59V58H110ZM126 59V58H125ZM139 59V58H138ZM156 59H157V57H156ZM160 59V60H161ZM56 60V59H55ZM56 60V61H57ZM62 60V61H63ZM95 61H97L96 59H94ZM106 60H108V59H106ZM105 60V61H106ZM127 60V59H126ZM129 60V59H128ZM130 60H131V58H130ZM129 60V61H130ZM132 60H131V63H132ZM143 60V59H142ZM147 60V59H146ZM154 60V59H153ZM173 60H174V58H173ZM196 60V59H195ZM194 60V61H195ZM207 60V59H206ZM205 59H204V61H206ZM15 61V62H16ZM26 61H27V59H26ZM31 61H29V63L31 62ZM39 61V60H38ZM47 61V60H46ZM49 61V60H48ZM47 61V62H48ZM94 61V62H95ZM104 61V62H105ZM112 61V60H111ZM118 60H116V63H118L117 62ZM128 61V62H129ZM133 61H136L135 59L133 60ZM144 61V60H143ZM152 61V60H151ZM159 61V60H158ZM157 61V62H158ZM161 61H165L164 59L163 60H161ZM158 62V66L157 67H159L161 70H170V71H168L169 73H171V71H173V72H176L177 70H176V68H177V65L175 64V62H174V64H167L166 62ZM167 61L169 62V60L167 59ZM171 61V60H170ZM186 61H187V59H186ZM190 61V60H189ZM192 61H193V59H192ZM194 61H193V64H192V66L194 65ZM199 61H201V60H199ZM19 62V61H18ZM42 62H45L43 59H42ZM68 62V61H67ZM67 62H66V64H67ZM101 62V61H100ZM107 62V61H106ZM109 62V61H108ZM113 62V61H112ZM121 62H123V64L121 63ZM120 63L122 64L121 66H123L124 64V66L127 68V66L128 67H132L133 68V66L134 67H137V66H135V65H131L130 64V66H129V63H127L126 61V63H124V60L123 61H121ZM140 62V61H139ZM191 62V61H190ZM209 62V61H208ZM208 62H206L208 65H209V63H211L212 62V60L208 63ZM23 63H24V61H23ZM23 63H21V64H23ZM28 63V62H27ZM26 62H25V64H27ZM59 63H62L61 61L59 62ZM65 63V62H64ZM72 63H70V65L72 64ZM98 63H99V61H98ZM138 63V62H137ZM148 63H149V60H148ZM192 63V62H191ZM191 63H190V65H191ZM196 63L198 64V65H202L201 64V62L199 63V62H197L196 61ZM215 63V62H214ZM25 64H24V66H25ZM32 66H33V63L31 62L30 63ZM96 64V63H95ZM100 64V63H99ZM98 64V65H99ZM107 64V63H106ZM109 64H110V62H109ZM133 64V63H132ZM134 64H136L135 62H134ZM154 64V63H153ZM157 64V63H156ZM204 64V63H203ZM207 64H204L205 66H207ZM211 64H213V63H211ZM30 65V68L32 69V70H30L31 72L34 70L33 68H32V66ZM37 65V64H36ZM40 65V64H39ZM78 65V67H77V69H80V71L82 70V69H84L83 67L82 68H80V66ZM101 65V64H100ZM117 65H119V66H117V67H120V64H117ZM137 65V64H136ZM204 65H202V66H204ZM246 65V64H245ZM63 66H67V65H63ZM69 66V65H68ZM76 66V65H75ZM147 66V65H146ZM154 66V65H153ZM191 66V67H192ZM196 66V65H195ZM204 66V67H205ZM210 66V65H209ZM212 66V65H211ZM210 66V67H211ZM214 66L215 65H213L212 67H213V69L212 70H214ZM26 67H29L28 65L26 66ZM25 67V68H26ZM64 67V68H65ZM88 67V68H87ZM96 68H97V66H95ZM124 67V68H125ZM141 67V66H140ZM139 67V68H140ZM152 67V66H151ZM150 67V68H151ZM191 67H189V69L191 68ZM208 67V66H207ZM23 68V67H22ZM72 68V67H71ZM89 68V69H90ZM94 68V67H93ZM105 68H106V66H105ZM114 68H116V67H114ZM113 68V69H114ZM138 68V69H139ZM142 68H144V66L142 67ZM193 68V70H194V73H193V71L192 72H189V73H191V77L195 80V79H198V78H200L201 77V75H202V78H204L205 77V72H204V68H202V70L203 71H201V69H200V66H199V68H198V70H195L194 69V66L192 67ZM192 68H191V70H192ZM29 68H27L26 69V73L28 72L27 70H28ZM88 69V70H89ZM95 69V68H94ZM101 69V68H100ZM108 69H110V68H108ZM112 69V68H111ZM121 69V68H120ZM122 69H123V67H122ZM128 69V68H127ZM135 69H137V68H135ZM134 68L133 69H131V70H133V72H134V70H135ZM186 70L188 69V68H185ZM196 69H197V67H196ZM217 69V68H216ZM71 70V69H70ZM73 70V69H72ZM85 70V69H84ZM82 71V72H87V70L86 71ZM90 70H93L92 68L90 69ZM104 70V69H103ZM131 70H129V71H131ZM209 70H211L210 68H209ZM218 70V69H217ZM216 70V71H217ZM76 71V70H75ZM94 71H97V70H93V72L92 73H94L93 75L94 76H96V77H94V78H97L98 77V73H99V70L97 71V74L94 72ZM113 71V70H112ZM126 71V70H125ZM137 71V70H136ZM135 71V73H134V75L131 73V75H130V72H128V71H126V73L128 72L129 73V77L130 78H132L133 76L135 77H138L137 75H139L138 74V71L136 72ZM155 71V70H154ZM156 71H157V69H156ZM196 71H200V72H204V73H197ZM215 71V72H216ZM25 72V71H24ZM31 72H29L28 74H29V76H31L30 75V73ZM35 72V71H34ZM73 72H74V70H73ZM100 72H101V70H100ZM104 72V71H103ZM109 72V71H108ZM114 72V71H113ZM112 72V73H113ZM140 72V71H139ZM145 72V71H144ZM178 72V71H177ZM213 72V71H212ZM7 73H5V74H7ZM38 73V72H37ZM102 73V72H101ZM110 73V72H109ZM120 73V72H119ZM123 73V72H122ZM142 73H143V71H142ZM142 73H140V74H142ZM156 73H158V72H156ZM160 73V72H159ZM162 73V72H161ZM166 73H167V71H166ZM187 73V72H186ZM211 72H209V74H210ZM220 74V71H218L217 72V74ZM3 74V73H2ZM35 74V73H34ZM33 74V75H34ZM81 74V73H80ZM87 74H88V72H87ZM108 74V73H107ZM137 74V75H136ZM144 74V73H143ZM164 74V73H163ZM175 74V73H174ZM218 74V75H219ZM4 75V74H3ZM33 75H32V79H33ZM100 75V74H99ZM111 75V74H110ZM115 75V74H114ZM120 75V74H119ZM123 75H125V74H123ZM159 75V74H158ZM166 75V74H165ZM182 75V74H181ZM186 75V74H185ZM188 75V74H187ZM214 75V77L212 78L211 77V79H214L213 80V82L215 81V82H221V81H217L218 80V76L216 75V74H213ZM2 76V75H1ZM35 76V75H34ZM84 76H86V75H84ZM140 76V75H139ZM141 76H144V75H141ZM167 76H169V78H172L169 74H167ZM177 77L178 76H180V75H176ZM183 76V75H182ZM190 76V75H189ZM208 76V75H207ZM206 76V77H207ZM5 77V76H4ZM21 77V76H20ZM23 77V76H22ZM21 77V78H22ZM100 77V76H99ZM116 77V76H115ZM115 77H113V78H115ZM133 77V78H134ZM148 77H150V76H148ZM165 77V76H164ZM177 77H175V79H174V77L172 78V79H174V81L172 80V79H170V81L172 80L173 81V83H175V81H176V78ZM191 77H190V80L187 78V76H186V78H184V81H191ZM205 77V78H206ZM221 76H219V78H220ZM6 78V77H5ZM4 78V80H6ZM16 78V79H17ZM21 78H19L20 80H21ZM25 78H26V76H25ZM24 77L22 78V80L21 81H23L24 79H25ZM40 78V77H39ZM89 78V77H88ZM92 78V77H91ZM101 78V77H100ZM140 78V77H139ZM142 78L143 77H141V82L139 83V85L141 84V85H143V82H142ZM154 78V77H153ZM155 78H157V77H155ZM158 78H159V76H158ZM157 78V79H158ZM167 78V77H166ZM13 79V78H12ZM16 79H15V82H16ZM19 79H18V83H20L19 82ZM31 79V78H30ZM41 79V78H40ZM102 79V78H101ZM106 79V78H105ZM134 79H136V78H134ZM133 79V80H134ZM144 79H145V77H144ZM147 79V78H146ZM181 79V78H180ZM185 79H187V80H185ZM192 79V80H193ZM208 79V78H207ZM210 79V80H211ZM9 80V79H8ZM26 80V79H25ZM27 80H29V79H27ZM94 80L95 79H93V81H91V82H94ZM97 80H98V78H97ZM100 80V79H99ZM126 80H128V79H126ZM131 80V79H130ZM137 80V79H136ZM135 80V81H136ZM149 80H151V82H152V79H149ZM162 80V79H161ZM160 80V81H161ZM167 80V79H166ZM165 80V81H166ZM169 80V79H168ZM168 80L166 81V83L168 82ZM206 80V79H205ZM220 80V79H219ZM262 80H264V79H262ZM14 81V80H13ZM32 81V80H31ZM134 81V82H135ZM148 81V80H147ZM154 81V80H153ZM178 81H179V79H178ZM197 81V80H196ZM195 81V84H194V81H193V84L194 85H196V83H198V82H196ZM204 81V80H203ZM0 82H2V81H0ZM7 82V81H6ZM33 82H35V83H37V81H33ZM40 82V81H39ZM101 82V84L102 83H106V82H102V80L100 81ZM138 82H139V80H138ZM146 82V81H145ZM158 82H159V80H158ZM162 83L164 82V81H161ZM180 82V81H179ZM207 82H208V80H207ZM210 82H212V81H210ZM262 82V81H261ZM264 82V81H263ZM27 83H29L28 81H27ZM27 83H26V81L24 82V84H26V86H27ZM41 83V82H40ZM108 83V82H107ZM136 83V82H135ZM134 83V84H135ZM149 83V82H148ZM161 83V84H162ZM172 83V84H173ZM203 83V85L204 84H206V83H204V82H202ZM257 83V82H256ZM30 84H31V82H30ZM30 84H29V87H32V86H34V85H31L30 86ZM34 84V83H33ZM39 83H37L35 86H37ZM51 84V83H50ZM49 84V86H51ZM111 84V83H110ZM109 84V86H111ZM130 84V83H129ZM137 84V83H136ZM147 84V83H146ZM151 84V83H150ZM156 84V83H155ZM170 84V83H169ZM168 84V86H170ZM177 84V83H176ZM209 84V83H208ZM213 84V83H212ZM215 84H217V83H215ZM22 86H23V88H21L22 90H20V92L22 91V94L24 95L25 94V98H29V97H26V94L27 93H32V92H29V90H28V88L26 87V86H24L23 85V82H22V84H21ZM107 85V84H106ZM132 85V84H131ZM163 86L165 85V84H162ZM175 85V84H174ZM179 85H182V87H183V85H184V83H182V84H178V85H176V88H179ZM188 85V84H187ZM199 85V84H198ZM214 85V84H213ZM218 85V84H217ZM217 85H214V89L216 88V86ZM15 86H16V84L15 83H12V80L10 81H8V87H9V89H14L15 88ZM19 86V85H18ZM40 86V85H39ZM135 86V85H134ZM152 86H153V83H152ZM151 86V87H152ZM185 86V85H184ZM191 86V85H190ZM205 86V85H204ZM207 87H209L208 85H206ZM255 86H257V85H255ZM254 86V87H255ZM1 87V86H0ZM38 87V86H37ZM112 87H113V85H112ZM145 87H146V85H145ZM150 87V86H149ZM155 87H158V86H155ZM171 88H173L174 86L172 85V86H170ZM169 87V88H170ZM201 87V86H200ZM203 87V86H202ZM5 88H7V86L5 87ZM20 88H18L17 87V90L18 89H20ZM36 88V87H35ZM35 88H34V90H35ZM39 88V87H38ZM41 88V87H40ZM39 88V89H40ZM49 88V87H48ZM139 88V90H140V86L138 87ZM167 88V87H166ZM175 88V89H176ZM185 88H187L188 89V86H185ZM184 88V89H185ZM190 88V87H189ZM194 88V87H193ZM205 87H203V89H204ZM211 88V87H210ZM219 88V87H218ZM256 88V87H255ZM30 89V88H29ZM32 89H33V87H32ZM45 89H46V87H45ZM154 89V88H153ZM168 89V88H167ZM180 89V88H179ZM181 89H183V88H181ZM183 89V90H184ZM208 88H206V90H207ZM213 88H212V90H214ZM222 89H224V87L222 88ZM222 89H218L219 91H222ZM228 89V88H227ZM8 90V89H7ZM6 89H5V91H7ZM31 90V89H30ZM38 90V89H37ZM142 90V89H141ZM152 90V89H151ZM155 90L156 89H154V92H155ZM159 91H160V89H158ZM158 90H156V92L158 91ZM162 90H164V89H162ZM162 90L160 91V92H162ZM166 90V89H165ZM170 90V89H169ZM199 90L200 91H202V88L200 89L199 88ZM205 90V91H206ZM217 90V89H216ZM226 90V89H225ZM230 88H229V93L228 94H230L231 95V93H230ZM12 91V90H11ZM10 91V92H11ZM19 91V90H18ZM28 91V92H27ZM36 91V90H35ZM34 91V92H35ZM39 92L41 91V90H38ZM43 91V90H42ZM146 91V90H145ZM158 91V92H159ZM167 91V90H166ZM166 91H164V92H166ZM175 90H173V93H175L174 92ZM193 91V90H192ZM257 91V90H256ZM1 92V91H0ZM10 92H8L10 95L12 94V93H10ZM20 92H19V94H20ZM151 92V91H150ZM155 92V93H156ZM164 92H163V94H164ZM177 92V91H176ZM210 92V91H209ZM216 92V94H217V91H215ZM224 92V91H223ZM235 91H233L232 93H234ZM252 92H255L254 91V89H253V91ZM258 92V91H257ZM256 92V94L258 95V93ZM3 93V92H2ZM14 93V92H13ZM38 93V92H37ZM45 93V92H44ZM52 93V92H51ZM152 93V92H151ZM194 93V92H193ZM206 93V92H205ZM210 93H212V92H210ZM220 93L221 92H219V94L218 95H220ZM225 93H227V92H225ZM236 93V92H235ZM6 94V93H5ZM22 94H20V96L22 95ZM33 94V93H32ZM32 94H30V95H32ZM35 94V93H34ZM32 95L33 97L35 96V95ZM39 94V93H38ZM43 94V93H42ZM42 94H39V95H41L42 96ZM59 94H61L60 92H59ZM147 94L148 95H150L148 92H147ZM161 94V93H160ZM162 94V95H163ZM202 94V93H201ZM206 94H208V93H206ZM216 94L214 95L215 97H217L216 96ZM222 94V93H221ZM253 94H255V93H253ZM30 95H28L27 94V96H30ZM44 95V94H43ZM57 95V94H56ZM203 95V94H202ZM223 95V94H222ZM221 95V96H222ZM227 95V94H226ZM2 96V95H1ZM0 96V97H1ZM7 96V95H6ZM18 97H20L19 95H17ZM17 96H16V100L17 99H19V98H17ZM52 96V95H51ZM50 96V97H51ZM61 96H62V94H61ZM60 96V97H61ZM155 96V95H154ZM157 96V95H156ZM167 96V95H166ZM254 96V95H253ZM9 97H11V96H9L8 95V98ZM15 97V96H14ZM23 97V96H22ZM21 97V98H22ZM35 97H37V96H35ZM38 97H40V96H38ZM47 97V96H46ZM135 97V96H134ZM168 97H170V96H168ZM174 97V96H173ZM208 97H210V95L208 96ZM255 98H256V96H254ZM258 97V96H257ZM2 98H4V97H2ZM20 98V99H21ZM43 98V97H42ZM63 98V97H62ZM131 98V97H130ZM167 98V97H166ZM178 98V97H177ZM211 98V97H210ZM254 98V99H255ZM259 98L261 99V97L259 96ZM5 99H6V102H7V98L5 97ZM13 99V98H12ZM19 99V100H20ZM24 99V98H23ZM22 99V100H23ZM40 99V98H39ZM58 99V98H57ZM59 99H61V98H59ZM65 99V98H64ZM212 99H214V98H212ZM216 99V98H215ZM256 99H258V98H256ZM1 100V99H0ZM21 100V101H22ZM47 100V99H46ZM52 100V99H51ZM50 100V101H51ZM127 100H129V99H127ZM135 100V99H134ZM172 100V99H171ZM176 100H179V99H176ZM220 100V99H219ZM261 100H263V99H261ZM261 100H259V102H261ZM10 101V100H9ZM18 101V100H17ZM21 101H20V104H21ZM25 102L27 101V99H25L24 100ZM23 101V102H24ZM31 101V100H30ZM33 101V100H32ZM44 101V100H43ZM58 101V100H57ZM65 101V100H64ZM137 101V100H136ZM139 101V100H138ZM144 101V100H143ZM173 101V100H172ZM13 102H15V100H13ZM22 102V103H23ZM24 102V103H25ZM36 102V101H35ZM40 102V101H39ZM45 102V101H44ZM54 102V101H53ZM59 102V101H58ZM68 102V101H67ZM128 102V101H127ZM133 102V101H132ZM140 102V101H139ZM170 102V101H169ZM169 102H168V104H169ZM175 102V101H174ZM220 102V101H219ZM256 102H257V100H256ZM258 102V103H259ZM5 103V102H4ZM29 103V102H28ZM32 103V102H31ZM30 103V104H31ZM60 103H62L63 105H65L64 103H63V101L62 102H60ZM118 103H119V101H118ZM126 103V102H125ZM178 103V102H177ZM176 103V104H177ZM182 103V102H181ZM6 104H10V103H6ZM19 104V103H18ZM30 104L28 105V106H30ZM57 104V103H56ZM124 104V103H123ZM128 104V103H127ZM135 105H137L140 109L142 108V110H143V112H144V110H145V112H146V115H148V117L150 116L153 120H155L156 122H157V124H158V126L161 128L160 130L162 131V130H165V132H166V134L167 133H171V131H170V129H168V126H166L165 124H163L162 122H161V120H160V118H157V115H159L158 114V112L156 113L155 111L154 112H152L153 110L151 109H148V107L147 108H145V107H142V105L140 104V103H138V102H136V103H134ZM147 104V103H146ZM145 104V105H146ZM180 104V103H179ZM184 104V103H183ZM215 104H219V103H216V101H215ZM260 104V103H259ZM262 105H264V103H261ZM261 104L260 105H258V106H260V108H261ZM14 105V103L11 105V106H13ZM37 105V104H36ZM58 105V104H57ZM144 105V104H143ZM147 105H149V104H147ZM170 105V104H169ZM220 105V104H219ZM5 106V105H4ZM11 106H10V108H11ZM41 106V105H40ZM49 106V105H48ZM55 106V105H54ZM69 106H71V105H69ZM130 106H131V104H130ZM183 106V105H182ZM223 106V105H222ZM18 107H19V105H18ZM44 107H45V105H44ZM58 107V106H57ZM60 107V106H59ZM62 107V106H61ZM177 107H179V106H177ZM218 107V106H217ZM219 107H221V105L219 106ZM6 109H7V107H5ZM17 108V107H16ZM20 108H21V105H20ZM20 108H19V110H20ZM28 108V107H27ZM36 108H38V107H36ZM42 108V107H41ZM52 108H53V106H52ZM75 108V107H74ZM73 107H72V109H74ZM144 108V109H143ZM168 108H170V107H168ZM181 108V107H180ZM179 108V109H180ZM1 110H3V108H0ZM8 109H9V106H8ZM12 109L13 110H15L13 107H12ZM10 110V112L12 111L13 112V114H14V111L13 110ZM40 109V108H39ZM68 109V108H67ZM153 109L154 110H156L155 108H154V106H153ZM178 109V108H177ZM176 109V110H177ZM183 109H185V108H183ZM219 109H222V108H219ZM224 109H226V108H224ZM229 109V108H228ZM235 109V108H234ZM234 109H232V110H234ZM262 109V108H261ZM21 110H23L22 108H21ZM30 110V109H29ZM41 110H43V109H41ZM47 110V109H46ZM46 110H45V112H46ZM64 110V109H63ZM134 111L136 110L137 111V109H133ZM182 110V109H181ZM260 110V109H259ZM263 111H264V107H263V109H262ZM26 111V110H25ZM68 111V110H67ZM69 111H70V109H69ZM141 111V110H140ZM183 111V110H182ZM181 111V112H182ZM185 111V110H184ZM228 113H230L228 110H226ZM225 111V112H226ZM3 112H5V111H3ZM2 112V113H3ZM11 112V113H12ZM16 112V111H15ZM40 112V111H39ZM48 112H49V110H48ZM142 112V111H141ZM148 112V113H147ZM173 112V111H172ZM226 112V113H227ZM1 113V112H0ZM8 113H9V111H8ZM8 113H7V116L9 117V115H8ZM17 113V114H16ZM15 114L16 115H18V112H16ZM24 113V112H23ZM26 113V112H25ZM24 113V114H25ZM30 113V112H29ZM43 113V112H42ZM55 113V112H54ZM139 113V112H138ZM137 113V114H138ZM167 113V112H166ZM169 113H171V110H170V112ZM176 113V112H175ZM179 113V112H178ZM177 113V114H178ZM185 114H186V111L184 112ZM225 113V114H226ZM22 114V113H21ZM51 114V113H50ZM50 114H49V116H50ZM58 114V113H57ZM157 114V115H156ZM160 114H162V113H160ZM173 114V113H172ZM177 114H175V116H177ZM180 114V113H179ZM189 114H191V112H189ZM194 114V113H193ZM198 114V113H197ZM1 115V114H0ZM5 115V114H4ZM11 115V114H10ZM39 115V114H38ZM43 115V114H42ZM146 115H141V116H145L146 117ZM183 115V114H182ZM195 115V114H194ZM199 115V114H198ZM260 116H261V112H260V114H259ZM6 116V115H5ZM5 116H2V118H0L1 119V123H0V134L2 133V132H4L3 130H4V128H6L5 127V124H4V120H2V119H4V117ZM12 116V115H11ZM10 116V117H11ZM20 116V115H19ZM52 116H53V114H52ZM162 116V115H161ZM169 116L170 115H167V116H164L163 115V118L164 117H168L169 118ZM173 116V115H172ZM179 116V115H178ZM199 116H201V115H199ZM198 116V117H199ZM227 116V115H226ZM228 116H230V114H228ZM234 116V115H233ZM8 117H6V119H8ZM9 117V118H10ZM26 117V116H25ZM44 117V116H43ZM160 117V116H159ZM191 117V116H190ZM202 117V116H201ZM201 117H199L200 119H201ZM16 118V117H15ZM49 118V117H48ZM172 118V117H171ZM177 118V117H176ZM227 118V117H226ZM230 118H231V116H230ZM229 118V119H230ZM235 118V117H234ZM236 118H239L238 116L236 117ZM258 118V117H257ZM12 119V118H11ZM42 119V118H41ZM56 119V118H55ZM143 119H144V117H143ZM146 119V118H145ZM159 119V120H158ZM174 119V118H173ZM178 119L180 120V118H177V122H178ZM193 119V118H192ZM192 119H191V121H192ZM206 119V118H205ZM204 119V120H205ZM241 119V118H240ZM254 119V118H253ZM259 119H260V117H259ZM152 120V121H153ZM163 120H165V118L163 119ZM170 120V119H169ZM172 120V119H171ZM170 120V121H171ZM175 120V119H174ZM194 120H197V119H194ZM204 120H203V123H204ZM223 120H225V119H223ZM231 120H233V119H231ZM244 120V119H243ZM252 120V119H251ZM13 121H14V119H13ZM16 121V120H15ZM14 121V122H15ZM35 121V120H34ZM145 121H149V120H145ZM151 121V120H150ZM151 121V122H152ZM166 121V120H165ZM182 122H184L185 121V119H184V121H183V118H182V120H181ZM187 121V120H186ZM185 121V122H186ZM220 121H222V119L220 120ZM235 120H233V122H234ZM237 121V120H236ZM240 121V120H239ZM3 122V123H2ZM5 122H7L6 120H5ZM44 122V121H43ZM42 122V123H43ZM172 122V121H171ZM177 122H175V123H177ZM180 122V121H179ZM181 122V123H182ZM201 122V121H200ZM205 122H206V120H205ZM207 122H209V121H207ZM211 122H212V120H211ZM241 122V121H240ZM239 122V123H240ZM167 123V122H166ZM192 123L193 124H195L196 125V123L194 122V121H192ZM202 123V122H201ZM200 123V124H201ZM228 123V122H227ZM235 123V122H234ZM13 124V123H12ZM154 124L156 125V123L154 122ZM174 124V123H173ZM186 124L187 125H185V126H188V123L186 122ZM208 124V123H207ZM206 123H205V125H207ZM212 124V123H211ZM217 124V123H216ZM229 124V123H228ZM233 123L231 122V124L230 125H232ZM247 124V123H246ZM257 124V123H256ZM256 124H255V126H256ZM259 124H261V123H259ZM177 125V124H176ZM181 125V124H180ZM195 125H193V126H195ZM198 125V124H197ZM219 125V124H218ZM221 125V124H220ZM227 125V124H226ZM235 126V129H236V123L234 124ZM241 125V124H240ZM242 125H244V123L242 124ZM252 125V124H251ZM264 125V124H263ZM8 126V125H7ZM17 126V125H16ZM40 126V125H39ZM42 127H43V125H41ZM157 126V125H156ZM175 126V125H174ZM185 126H183V127H185ZM189 126H191L190 124H189ZM193 126H191V127H193ZM200 126V125H199ZM203 126V125H202ZM209 126H211V125H209ZM222 126H224V124L222 125ZM13 127V126H12ZM42 127H40L41 129H42ZM170 127V126H169ZM171 127H172V124H171ZM170 127V128H171ZM183 127H182V129H183ZM204 127V126H203ZM202 127V128H203ZM207 127V126H206ZM218 127V126H217ZM219 127H221V126H219ZM231 127V126H230ZM233 127V126H232ZM231 127V128H232ZM233 127V128H234ZM240 127H243V126H240ZM257 127V126H256ZM263 127V126H262ZM11 128V127H10ZM30 128V127H29ZM173 128V127H172ZM187 128H189V127H187ZM194 128V127H193ZM212 128V127H211ZM224 128H226L225 126H224ZM228 128V127H227ZM253 128V127H252ZM260 128V127H259ZM38 129V128H37ZM178 129V128H177ZM176 129V130H177ZM191 130H192V128H190ZM195 129H197L196 127H195ZM199 130H201V128H198ZM204 129L205 128H203L202 129V132L201 133H203V131H204ZM214 129H215V127H214ZM223 129V128H222ZM230 129V128H229ZM234 129V130H235ZM241 129V128H240ZM250 129V128H249ZM257 129V128H256ZM6 130V129H5ZM43 131H44V129H42ZM187 130V129H186ZM194 130V129H193ZM209 130V129H208ZM211 131L213 130V129H210ZM224 130V129H223ZM227 130V129H226ZM237 130V129H236ZM239 130V129H238ZM258 130V129H257ZM261 130H262V128H261ZM29 131V130H28ZM40 131V130H39ZM178 131V130H177ZM188 131H189V129H188ZM219 131V130H218ZM222 131V130H221ZM221 131H219V132H221ZM233 131V130H232ZM252 131H253V129H252ZM255 131V130H254ZM260 131V130H259ZM263 131H264V129H263ZM262 131V132H263ZM9 132V131H8ZM7 132V133H8ZM12 132V131H11ZM47 132V131H46ZM184 133H186V131H183ZM196 131H189V133H193V137H195V138H191L192 136V134H190V138L192 139V140H188L189 139V137L187 138V139H185L183 136H181V137H178L177 136V134H176V138H174V139H176L177 140V142L178 143H180V145L182 146V148H184V149H186V151L187 150H193V155L196 157L197 155L195 154V153H197L198 155L200 154H202V158H204L203 160L202 159H200V160H202V162L204 163L205 161V164H211V162H212V164L214 163L218 168L217 169H219L221 172H219V174L220 173H224V174H226L225 176H223V174H220V176L222 175V178L223 177H226V180H225V182L226 183H230V184H233L234 182H236V180L239 178L238 176L241 174V172H242V177H243V175H246L245 173H244V171H243V169H241V168H243L244 166H242V165H247V163H249L248 164V166L249 165H251L250 167H253V165L254 164H256V162H258V161H261V160H263L264 159V148H261L260 149V152L259 151H257V152H254V151H256V150H254L253 151V153L252 154H256V153H258V154H256V156H251V158L249 157V156H247V157H249V158H245V154H247V155H249L248 153H246L245 151L246 150H248L247 148H249L248 146H247V148H245V146L243 147L242 145L244 144L245 145V143L246 142H244V140H243V144H242V140L241 139H243L244 138V136H243V138H241L240 137V139H239V137L238 138H233V136H234V134H233V136L232 137H229V135L230 134H228L227 136L228 137H225L226 136V134H227V131H225L224 130V132L226 133V134H224V133H222V134H224V137L223 136H219V132L218 133H216L215 131H213V132H215V134H213V135H216V134H218V135H216V137L215 136H210V135H208L207 136V134L205 135V136H203V135H199L198 133H195ZM200 132V131H199ZM205 132H207V130H205ZM230 132V131H229ZM228 132V133H229ZM163 133H164V131H163ZM175 133V132H174ZM173 133V131H172V133H171V135H173L174 134ZM179 134L178 135H181L180 134V132H178ZM200 133V134H201ZM211 133V132H210ZM231 134H232V132H230ZM235 133H237V132H235ZM9 134V133H8ZM188 134V132L186 133V135ZM195 134H198L199 136H197V135H195ZM208 134H209V132H208ZM239 134H241V133H239ZM253 134V133H252ZM256 134V133H255ZM255 134H253V135H255ZM257 134H259L258 132H257ZM260 134H261V131H260ZM259 134V135H260ZM5 135V134H4ZM48 135V134H47ZM55 135V134H54ZM61 135V134H60ZM72 135V134H71ZM71 135H70V137H71ZM183 135V134H182ZM195 135V136H194ZM236 135H238V133L237 134H235V137H237ZM252 135V136H253ZM258 135V136H259ZM64 136H66V135H64ZM74 136V135H73ZM188 136H189V134H188ZM239 136V135H238ZM257 136V135H256ZM257 136V137H258ZM2 137V136H1ZM6 136H4V138H5ZM58 137V136H57ZM61 136H59V138H60ZM183 137V138H182ZM198 137H200V138H198ZM218 137H222V139H220V138H218ZM3 138V139H4ZM45 138V137H44ZM260 137H258L257 139H259ZM2 139V140H3ZM34 139V138H33ZM41 139V138H40ZM196 139V140H195ZM249 139H250V137H249ZM253 139V138H252ZM251 139V140H252ZM261 139H262V141H259L260 143H262L263 141H264V135H263V137H261ZM260 139V140H261ZM1 140V139H0ZM37 140V139H36ZM44 140V139H43ZM51 140H53L52 138H51ZM59 140V139H58ZM69 140V139H68ZM9 141V140H8ZM7 141V142H8ZM39 141V140H38ZM246 141V140H245ZM254 141V140H253ZM3 142H4V140H3ZM6 142V141H5ZM58 142V141H57ZM170 142V141H169ZM176 142V143H177ZM10 143V142H9ZM38 143V142H37ZM83 143V142H82ZM260 143H258L259 145H260ZM77 144V143H76ZM81 144V143H80ZM85 144V143H84ZM78 145V147L80 148V149H82V150H86V151H94V150H89L87 147H85V145ZM175 144V143H174ZM247 145H249L250 144V142H249V144H248V139H247V143H246ZM257 144V143H256ZM263 145H264V143H262ZM4 145V144H3ZM37 145V144H36ZM40 145V144H39ZM38 145V146H39ZM55 145V144H54ZM72 145H74V144H72ZM176 145V144H175ZM259 145H256V146H258V147H256L255 148V145H254V148H253V146L252 147H250L249 149H251L252 148V150L253 149H257L258 150V148H259ZM1 146V145H0ZM60 146V145H59ZM178 146V145H177ZM250 146V145H249ZM260 146H262V145H260ZM49 147V146H48ZM51 147V146H50ZM242 147L244 148V149H246V150H244V152L242 153ZM263 147V146H262ZM2 147H0V149H1ZM177 148V147H176ZM181 148V149H182ZM180 149V150H181ZM183 149V150H184ZM177 150H178V148H177ZM262 150V151H261ZM54 151V150H53ZM59 152V151H58ZM57 152V153H58ZM190 152V151H189ZM248 152H249V150H248ZM252 152V151H251ZM53 153V152H52ZM84 153V152H83ZM87 153V152H86ZM90 153H92V152H90ZM187 152H185V154H186ZM250 153V152H249ZM184 154V155H185ZM192 154V153H191ZM243 154L245 155V156H243ZM61 155V154H60ZM192 155V156H193ZM56 156V155H55ZM66 156V155H65ZM4 157V156H3ZM58 157V156H57ZM7 158V157H6ZM64 158V157H63ZM189 159V158H188ZM196 159V158H195ZM195 159H194V162H195ZM207 159V160H206ZM65 160V159H64ZM56 161V160H55ZM189 161H191V160H189ZM208 161V162H207ZM210 162V163H209ZM264 161H262V163H263ZM52 163V162H51ZM186 163V162H185ZM193 163V162H192ZM192 163H191V166H193L192 165ZM254 163V164H253ZM260 163V162H259ZM198 164V163H197ZM190 165V164H189ZM201 166H202V168H203V165H202V163H201ZM206 167H207V165H205ZM204 166V167H205ZM210 166V165H209ZM208 166V167H209ZM214 166V165H213ZM234 166H235V168H234ZM239 166H242V167H240V169H239V171L237 172V173H239V174H236V172L233 170V169H230V168H234L235 170H236V168L237 167H239ZM256 166H258L257 164H256ZM256 166H254V168L256 167ZM260 166V165H259ZM263 166V168H264V165H262L261 164V166L260 167H262ZM187 167H188V165H187ZM190 167V166H189ZM194 167V166H193ZM212 167V166H211ZM215 167V166H214ZM250 167H245L246 169H249L250 170ZM201 167H199V169H200ZM256 168H259V167H256ZM196 169H198V168H196ZM211 169V168H210ZM210 169L208 170V171H210ZM213 169H216V168H213ZM253 169V168H252ZM251 169V170H252ZM201 170H203V169H201ZM207 170V169H206ZM229 170L231 171H233V172H235V174L234 173H232V171H231V173H230V175H229ZM249 170H247L249 173H251ZM254 170V172H255V169H253ZM198 171V170H197ZM212 171V170H211ZM215 172H216V170H214ZM241 171V172H240ZM246 171V172H247ZM259 171H261V170H259ZM262 171H263V169H262ZM200 172V171H199ZM253 172V173H254ZM203 173V172H202ZM205 173V172H204ZM203 173V174H204ZM211 173V172H210ZM218 173V172H217ZM216 173V174H217ZM244 173V174H243ZM260 173V172H259ZM263 173V172H262ZM207 174V173H206ZM213 174V173H212ZM264 174V173H263ZM198 175H199V173H198ZM238 175V176H237ZM248 176H250V174H247ZM254 175H255V173H254ZM253 175V176H254ZM258 175H260V174H258ZM200 176V175H199ZM207 176H208V174H207ZM210 176V175H209ZM212 176V175H211ZM216 176V175H215ZM219 175H217V177H218ZM262 176V175H261ZM264 176V175H263ZM216 177V178H217ZM251 177V176H250ZM250 177H248L247 179H249ZM258 178L259 176H255V178ZM34 178V177H33ZM33 178H31V179H33ZM245 178V176L243 177V179ZM253 178V177H252ZM262 178V177H261ZM30 179V178H29ZM201 179V178H200ZM203 179H205V178H203ZM215 179V178H214ZM241 179V178H240ZM240 179H239V181H240ZM246 178H245V180H247ZM251 179V178H250ZM249 179V180H250ZM263 179V178H262ZM25 180V179H24ZM34 180V179H33ZM209 180H210V178H209ZM245 180H244V182H245ZM249 180H247V181H249ZM252 180V179H251ZM250 180V181H251ZM255 180V179H254ZM253 180V181H254ZM258 180H259V178H258ZM203 181V180H202ZM214 181V180H213ZM217 181H218V179H217ZM220 181V180H219ZM242 179H241V183H242ZM246 181V182H247ZM252 181V182H253ZM256 181H257V179H256ZM263 180H260L259 182H262ZM27 182V181H26ZM33 182V181H32ZM207 182H209V181H207ZM221 182H223V181H221ZM255 182V181H254ZM258 182V181H257ZM8 183V182H7ZM15 183H17V182H15ZM209 183H211V182H209ZM251 183V182H250ZM2 184H6V183H2ZM213 185H214V183H212ZM215 184H216V182H215ZM222 184V183H221ZM253 184H255V183H253ZM1 185V184H0ZM234 185V184H233ZM251 185V184H250ZM250 185H249V187H250ZM4 186V185H3ZM9 188H12L13 186H14V183L12 184V183H9ZM20 186V185H19ZM214 186H217V185H214ZM218 186H219V184H218ZM217 186V187H218ZM222 186V185H221ZM231 186V185H230ZM247 186V185H246ZM223 187H225V185L223 184ZM236 187V186H235ZM244 187V186H243ZM248 187V186H247ZM246 187V188H247ZM248 187V188H249ZM9 188H6V189H9ZM238 188V187H237ZM247 188V189H248ZM1 189V188H0ZM3 189V188H2ZM20 189V188H19ZM221 189V188H220ZM224 189V188H223ZM240 189V188H239ZM5 190V189H4ZM225 190H228V189H225ZM13 191V190H12ZM23 191V190H22ZM231 191V190H230ZM244 191V190H243ZM243 191H241V192H243ZM3 192V191H2ZM25 192V191H24ZM232 192V191H231ZM244 192H246V191H244ZM11 193V192H10ZM228 193H230L229 191H228ZM30 194V193H29ZM226 194H227V192H226ZM233 194V193H232ZM241 194V193H240ZM10 195V194H9ZM20 195H22V194H20ZM31 195V194H30ZM231 195V194H230ZM229 195V196H230ZM25 196V195H24ZM36 196V195H35ZM224 196V195H223ZM229 196H228V198H229ZM23 197V196H22ZM231 197H232V195H231ZM233 197H234V194H233ZM257 198V197H256ZM22 199V198H21ZM233 200H234V198H232ZM251 200H252V198H250ZM249 199V200H250ZM255 199V198H254ZM264 199V198H263ZM32 200V199H31ZM224 200V199H223ZM231 200V199H230ZM242 200V199H241ZM262 200V199H261ZM18 201H19V199H18ZM236 201V200H235ZM256 201H257V199H256ZM16 202V201H15ZM246 202V201H245ZM244 202V203H245ZM260 202V201H259ZM60 203H61V201H60ZM19 204V203H18ZM26 204V203H25ZM233 204V203H232ZM246 204V203H245ZM238 205V204H237ZM236 205V206H237ZM23 206V205H22ZM28 206V205H27ZM63 206V205H62ZM230 206V205H229ZM232 206V205H231ZM246 206V205H245ZM252 206V205H251ZM257 206V205H256ZM23 208V207H22ZM228 208V207H227ZM227 208H226V210H227ZM232 208V207H231ZM236 208V207H235ZM235 208H233V210L235 209ZM262 208H263V206H262ZM225 209V208H224ZM223 209V210H224ZM230 209V208H229ZM238 209V208H237ZM249 209V208H248ZM239 210V209H238ZM232 211V210H231ZM230 211V212H231ZM254 211V210H253ZM238 213H239V211H237ZM246 213V212H245ZM261 213V212H260ZM230 214V213H229ZM235 214V213H234ZM250 214V213H249ZM248 214V215H249ZM253 214V213H252ZM254 214H255V212H254ZM253 214V215H254ZM224 215H225V213H224ZM227 215V214H226ZM237 215V214H236ZM244 215V214H243ZM245 215H247V214H245ZM252 215V216H253ZM256 215V214H255ZM231 216V215H230ZM232 216H233V213H232ZM240 216V215H239ZM228 217V216H227ZM235 217V216H234ZM224 218H226V217H224ZM237 218V217H236ZM243 218V217H242ZM239 219V218H238ZM229 220V219H228ZM227 220V221H228ZM232 220V219H231ZM250 220V219H249ZM31 221V220H30ZM223 221V220H222ZM233 221V220H232ZM236 221V220H235ZM32 222V221H31ZM34 222V221H33ZM213 222H214V220H213ZM240 222V221H239ZM247 222H249V221H247ZM221 223V222H220ZM224 223V222H223ZM241 223V222H240ZM238 224V223H237ZM251 224V223H250ZM212 225H213V223H212ZM225 225V224H224ZM233 224L231 223V226H232ZM243 225V224H242ZM217 226V225H216ZM220 226V225H219ZM246 226H244V228H245ZM254 227V226H253ZM214 228H216V227H214ZM220 228V227H219ZM226 228H227V226H226ZM229 228V227H228ZM232 228V227H231ZM231 228H229V229H231ZM240 228V227H239ZM243 228V229H244ZM229 229H228V231H229ZM241 229V228H240ZM239 229V230H240ZM253 229V228H252ZM236 230V229H235ZM234 230V231H235ZM246 230V229H245ZM233 231V230H232ZM231 231V232H232ZM263 231V230H262ZM255 232H256V230H255ZM221 233H223V232H221ZM230 233V232H229ZM235 233V232H234ZM260 233V232H259ZM263 233V232H262ZM232 234V233H231ZM237 234H238V232H237ZM237 234H235V235H237ZM13 235V234H12ZM241 235V234H240ZM239 235V236H240ZM246 235V236H245ZM244 236L245 237H247L248 235L247 234H245ZM258 235V234H257ZM207 236H210V235H207ZM227 236H229V235H227ZM227 236H225L226 238H227ZM238 236V235H237ZM237 236H235V238L233 239L234 241H236L237 240ZM259 236V235H258ZM262 236V235H261ZM14 237V236H13ZM231 237H233V235L231 236ZM249 237V236H248ZM96 238V237H95ZM229 238V237H228ZM240 238V237H239ZM252 238V236L250 237V239ZM261 238V237H260ZM202 239V238H201ZM222 239H223V237H222ZM249 239V238H248ZM249 239V240H250ZM230 240V239H229ZM228 240V241H229ZM233 240H231V241H233ZM239 240V239H238ZM238 240H237V242H238ZM241 240V239H240ZM246 240V242H245V245L246 246H249L250 245V243L251 242H248V240L247 239H245ZM244 240V241H245ZM70 241V240H69ZM72 241V240H71ZM99 241V240H98ZM198 241V240H197ZM222 241V240H221ZM220 241V242H221ZM76 242V241H75ZM74 242V243H75ZM92 242V241H91ZM96 242V241H95ZM240 242H242V241H240ZM201 243V242H200ZM96 244H98L97 242H96ZM62 245H63V243H62ZM101 245V244H100ZM261 246H262V248H263V250L262 251H260V252H257L256 251V255H254V254H251V255H249L248 256V254L247 253H249L248 251H247V256H245V253H242V252H244L242 249H240V250H242V252L240 253V251H238V248L239 247H236V248H234V247H229V249H230V251H229V249H228V247H226L227 248V250H226V252H227V254L226 253H223L224 255L222 256V255H218L217 257H218V261H219V263H217V264H264V243L262 242L261 244H260ZM95 246V245H94ZM102 246V245H101ZM226 246V245H225ZM229 246V245H228ZM233 246V245H232ZM244 246V245H243ZM242 246V247H243ZM252 246H253V244H252ZM261 246H260V248H261ZM69 247V246H68ZM70 247H71V245H70ZM98 247V246H97ZM60 248V247H59ZM72 248V247H71ZM224 248V247H223ZM254 248V247H253ZM256 248V247H255ZM63 249V246H62V248H61V250ZM94 249V248H93ZM92 249V250H93ZM101 249V248H100ZM100 249H99V251L98 252H100ZM218 249V248H217ZM220 250H221V248H219ZM225 249V248H224ZM59 250V249H58ZM247 250V249H246ZM250 250V249H249ZM254 251L256 250V249H253ZM258 250V249H257ZM261 250V249H260ZM78 251V250H77ZM199 251V250H198ZM201 251H202V249H201ZM214 251V250H213ZM254 251H251V253L252 252H254ZM64 252V251H63ZM69 252V251H68ZM70 252H71V250H70ZM220 252V251H219ZM75 253H77V252H75ZM261 253H263V255L261 254ZM68 255V254H67ZM74 255H76V254H74ZM96 255V254H95ZM104 255V254H103ZM216 255V254H215ZM72 257H73V255H71ZM102 256V255H101ZM211 256V255H210ZM263 256V257H262ZM47 257V256H46ZM49 257V256H48ZM215 258H216V256H214ZM207 258H209V256L207 257ZM74 259V258H73ZM101 259V258H100ZM108 259V258H107ZM69 260V259H68ZM98 260V259H97ZM110 260V259H109ZM199 260H201V259H199ZM217 260V259H216ZM47 261V260H46ZM51 261H52V259H51ZM50 261V262H51ZM43 262V261H42ZM45 262V261H44ZM53 262V261H52ZM90 262V261H89ZM109 262V261H108ZM112 262V261H111ZM211 262V261H210ZM210 262L208 263V264H210ZM56 263V262H55ZM201 263H205V261L204 262H201ZM216 263V262H215ZM215 263H213V264H215ZM50 264V263H49ZM197 264V263H196ZM212 264V263H211Z\"/></svg>", "mask_w": 264, "mask_h": 264}]
</instances>
